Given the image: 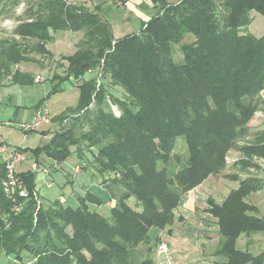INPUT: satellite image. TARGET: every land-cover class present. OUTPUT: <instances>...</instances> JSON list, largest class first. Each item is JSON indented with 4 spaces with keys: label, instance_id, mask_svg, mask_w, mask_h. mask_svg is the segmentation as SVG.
<instances>
[{
    "label": "trees",
    "instance_id": "16d2710c",
    "mask_svg": "<svg viewBox=\"0 0 264 264\" xmlns=\"http://www.w3.org/2000/svg\"><path fill=\"white\" fill-rule=\"evenodd\" d=\"M22 1L28 8L12 36L0 39L2 81L44 82L23 67H43L54 58L50 45L60 35L78 36L75 52L61 55L66 75L54 74L34 111L47 107L67 82L79 90V102L54 117L49 111L45 124L59 129L45 132L50 140L34 150V162L55 170L76 155L74 177L87 170L89 151L93 175H115L113 184L101 183L111 199L118 198L110 217L98 211L104 202L87 187L77 193L76 206L61 199L45 205L38 172L17 170L29 195L19 199L23 208L12 214L11 224L0 228V256L9 264H157L162 239H153L150 230L170 233L185 196L222 173L229 152L238 150L237 172L229 175L238 186L221 202L209 197L205 211L218 227L217 254L228 258L225 264H264V251L255 256L239 247L243 237L249 243L255 235L264 239V215L250 198L264 189V177L257 174L264 129L252 132L250 126L264 110V35L247 30L253 11L264 16V0H150L152 6L140 7L148 21L119 38L111 10L102 3L90 8L68 0H0V17ZM1 99L0 88V104ZM38 129L20 128L22 137ZM179 139L186 154L176 151ZM4 144L27 154L28 148ZM45 159L53 163L43 165ZM5 174L0 153V209L11 206L2 188Z\"/></svg>",
    "mask_w": 264,
    "mask_h": 264
},
{
    "label": "rangeland",
    "instance_id": "374dc122",
    "mask_svg": "<svg viewBox=\"0 0 264 264\" xmlns=\"http://www.w3.org/2000/svg\"><path fill=\"white\" fill-rule=\"evenodd\" d=\"M90 3V6L93 7L95 4H103V8L111 10L110 12V19L112 18L113 27H114V34L116 38L122 37L125 33L136 31L140 28L141 19L145 21L143 17H139L132 12L131 9L141 11L140 8L137 5L136 2L133 0L130 1V7L125 5L118 6L114 1H107V0H87ZM145 2L150 3V0H144ZM170 2H174L177 0H169ZM27 1H22V3L15 8L14 11L8 13L7 15H3L0 17V39L3 38H9L12 36L13 29L18 24V16L23 15L24 11L28 8ZM134 8H133V6ZM131 8V9H130ZM129 9V10H128ZM141 13H143L141 11ZM145 14V13H143ZM146 18V17H145ZM252 21L250 25L248 26L247 30L248 32L254 34L255 36H262L264 35V16L258 12L253 11L251 13ZM149 19V17H148ZM189 38V37H188ZM187 38V39H188ZM78 40V36L74 37L71 33H65L59 36L57 41H55L52 45H50L51 50L53 51L54 58L47 60V62L44 64V66H38L37 64H30L27 67H23V69L35 73V75L40 74L45 78V81L39 84H33L30 85L28 88L29 94L23 97L22 100L19 99V102H16V99L13 100V102L4 101L0 104V124L2 126V129L4 130V136L6 138V141L8 143L12 144H19L22 142L23 147L28 148L27 151V163L25 162L24 167H28L29 160L34 161V150L37 147H41L49 142L50 135L45 134V132H48L51 130H57L59 129V126L57 123H53L51 126L49 124H44L41 126L36 132H33L27 136V138L23 141L22 140V134L19 127V124L21 122L29 121L27 118L28 112H30L35 105L46 97L47 92L51 88V79L54 76V74H59L60 78L65 76V64L62 63L61 55H71L76 50V41ZM50 61V62H49ZM62 64V65H61ZM90 75H96L97 71H94L92 73H88L87 76ZM55 80L54 83H57L60 81ZM7 80V79H6ZM9 80V79H8ZM104 79L102 78V81ZM4 81V80H3ZM0 83L2 84V79H0ZM76 83V82H75ZM70 83H65V90L57 93L56 95H52L45 105H47V108L50 111L51 117L56 116L58 113L65 111L66 109L73 107L79 102V90L76 87H73L72 85H69ZM119 95L122 94V92H118ZM262 95L264 97V91L262 92ZM5 99V98H4ZM7 100V99H5ZM110 102V101H109ZM21 103L22 107L19 109V114H15V104ZM111 103V102H110ZM111 108L113 112L118 116L120 115V110L117 105H113L111 103ZM25 113V114H24ZM10 119L11 121H8ZM5 121V122H4ZM7 122H10L7 124ZM12 125V127H11ZM251 130L252 132L263 130L264 129V110H259L254 115L252 121L250 122ZM178 148L177 152H180L182 154H186V149L183 146V139H179L178 141ZM86 156L89 159V163L87 166V170H80L79 173L75 175L74 170L76 166L80 165V162L78 160V157L76 155H72L69 157L65 162L61 163L59 167L55 170H53L52 167L49 170V173H44L42 170L38 171L37 174V189L40 192L41 199L45 205L51 204L53 201L57 199H61L66 204H70L73 206L78 205V198L77 193L84 192V188H88L92 193L96 194L100 197V199L104 202L103 205L98 207V211L103 214L104 216L110 217L111 214V205L116 204V201L118 197H115L114 199H111V196L108 191H106L104 188V185L101 183L103 181H109V184H113V181L109 180L110 178H115V175H109L106 174L104 177H99L93 175L94 172H96L94 165H93V158L89 151H87ZM240 152L238 150H231L228 154V165L226 169L218 174V175H211L210 178H208L203 185L204 192H199V195H205L202 199L203 202H199V206L202 208L207 207V197L210 195L213 197L216 201L221 202L224 200V198L227 196V194L230 192L231 189L238 186V181L233 180L229 178L230 174L236 173V169L233 168V163L239 158ZM43 165H51L53 162L45 159L42 161ZM262 169L258 171L257 174H259L261 177H264V160H261ZM18 170L21 169V166L17 168ZM72 173V174H71ZM70 174V175H69ZM246 177V173H241L240 177L242 178ZM67 181V182H66ZM92 183V184H91ZM114 190L116 191V194H119L118 189L121 188L119 184H115ZM209 193V194H208ZM115 194V196H116ZM190 193L185 196L184 200L189 198ZM209 196V197H210ZM199 197V196H198ZM251 202L256 204L261 213L264 212V191L255 193L251 197ZM132 204H134V201H131ZM198 205V204H197ZM196 205V206H197ZM181 206L180 209H178ZM176 209V214L180 215L179 212L183 210L182 205H180ZM186 215L188 216L187 223L179 227L178 229H175V234L181 237H186L187 242L181 245H177V250L173 251L170 247L171 243V234L168 231H164L159 233L156 228H152L149 232V235L155 239L160 236L162 239V242L166 243L169 248V257H170V264H203L202 260V253L203 249L198 242L196 235H205V231H203V227H206L207 223L212 225L214 221L207 220L208 214L204 212L203 209L197 210V214L202 216H205L203 219L205 220L203 223L201 222V219L196 216L195 213H193L192 210H186ZM264 215V213H263ZM218 231V230H217ZM261 239L259 241H256L253 243L249 248L247 249L249 252H251L253 255L257 256L261 252L264 251V240L263 237L259 235ZM258 236V237H259ZM214 240L212 241V253H217V249L219 246V237H214ZM183 239H178L180 242ZM182 243V242H181ZM239 247L244 249V244H239ZM207 251L205 252V254ZM157 264H158V257L155 258ZM217 261L220 263L223 261V256H218ZM0 264H9V261L7 260V257L4 255L0 256ZM17 264V263H16ZM163 264H165L163 262ZM167 264V263H166Z\"/></svg>",
    "mask_w": 264,
    "mask_h": 264
},
{
    "label": "crops",
    "instance_id": "0c3cea01",
    "mask_svg": "<svg viewBox=\"0 0 264 264\" xmlns=\"http://www.w3.org/2000/svg\"><path fill=\"white\" fill-rule=\"evenodd\" d=\"M130 1L131 0H127L126 1V6H129L130 7ZM134 2L137 3V5H140L138 6L139 8L142 6L143 3H145L144 0H133ZM68 2H72V3H76V4H85L86 6L90 7V8H94L96 5L98 4H95V6L91 7L90 6V3L87 1V0H68ZM147 4H149L150 6H152V3L150 1V3L146 2ZM133 6V5H132ZM134 8V6H133ZM131 9V8H130ZM129 10V9H128ZM132 12H134L138 18L139 17H143L145 19V21H148V17L146 14H143L141 13V11H138V10H135L134 9H131ZM146 17V18H145ZM142 20V19H141ZM126 34V33H125ZM72 35L74 36V34L72 33ZM61 36V35H60ZM59 38V37H58ZM77 42V41H76ZM51 49V48H50ZM36 84H39V83H36ZM29 86H21L19 84H15V83H12L10 80H4L2 81V84L0 83V88H1V102L3 103L4 101H9V102H13L14 99H16V102H19V99L22 100L23 97H25L26 95L29 94ZM7 100H5V99ZM15 107V111L14 113L15 114H19V109L22 107L21 103H18V104H15L14 105ZM34 109L35 107L30 111L28 112L27 114V118L30 120L33 116V113H34ZM25 114V113H24ZM8 121H11L10 119H8ZM5 122V121H4ZM10 122H7V124H9ZM4 123H2V125L0 124V142H6L7 144H12V143H8L6 141V138L4 136V130L2 129V126H3ZM12 127V125H11ZM23 140V139H22ZM24 141V140H23ZM23 143L21 141V143H19L18 145L21 146V148H26V147H23ZM17 144V143H16ZM28 161V158H26V160L24 162H22L21 164H19L18 167L21 166V169H19L18 171L19 172H23V171H26V170H29L31 169V164L34 162V161H30L29 160V166L28 167H24V164L25 162L27 163ZM210 178V177H209ZM206 181V180H205ZM204 181V182H205ZM204 182L202 184H200L199 186H197L195 189H193L192 191H190V196L189 198L186 200H184L183 204H182V208L183 210L180 213V215L176 214V223L175 225L173 226V230L170 232L171 234V243H170V247L171 249H173V251H176L177 250V245H181V244H184L187 242V239L186 237H181V236H178L175 234V229H178L179 231V227L178 226H181V225H184L187 223V221L189 220L188 219V216L186 215L187 211L186 210H192L193 213L196 214V216H198L200 219H201V222L203 223L205 220L203 219L205 216H200L198 215L196 212L197 210H200V209H203L204 212L206 214H208L205 209L207 208L206 206L202 208L199 206V202H203L202 199H205L204 196L205 195H199V192H204V191H201L203 190V185H204ZM209 194V193H208ZM199 196V197H198ZM210 196V195H209ZM209 196L207 198H209ZM211 197V196H210ZM208 200V199H207ZM198 204V205H197ZM197 205V206H196ZM207 206H208V203H207ZM181 206L178 208L180 209ZM264 213V212H263ZM182 217L181 220H179V218ZM208 221L211 220L210 219V215L208 214L207 218H206ZM214 221V220H212ZM213 223V227L212 225H210L209 223H207L206 227H203V231H205V235H199L197 234L196 235V238L198 240V242L200 243L202 249L204 250L203 253H202V258L200 260H202V263L203 264H225L226 262H228V258L223 256V255H220V254H213L212 253V241L214 240L213 238L214 237H219V243H220V234H219V230H218V227L217 225L215 224V222H212ZM175 227V229H174ZM218 230V231H217ZM259 235H255L254 238H253V242H250L249 243V240L247 237H243L239 240V244L242 243L244 244V249H248L249 246H251L253 243H255L256 241H259L260 236L258 237ZM178 239H183L181 240L180 242L178 241ZM263 239V238H262ZM264 240V239H263ZM182 242V243H181ZM207 251V253L205 254V252ZM156 256L158 257V264H163L164 262V256L159 254L158 251L156 252ZM155 256V258H156ZM218 256H223V261L222 262H218L217 259H218Z\"/></svg>",
    "mask_w": 264,
    "mask_h": 264
},
{
    "label": "built area",
    "instance_id": "2783aa9c",
    "mask_svg": "<svg viewBox=\"0 0 264 264\" xmlns=\"http://www.w3.org/2000/svg\"><path fill=\"white\" fill-rule=\"evenodd\" d=\"M114 1L116 5L123 6L124 0H107ZM44 80L43 76L37 75L36 82H42ZM50 120L49 110L45 106L38 107L32 118L27 122L20 123V128L24 131L36 130L43 124L48 123ZM27 135H23L22 139L25 140ZM19 147H21L19 145ZM0 153L5 154V177L2 180V188L5 197L10 202V209H0V228L2 226H9L11 224L12 214L18 213L22 210L23 204L19 201L20 198H26L29 195L25 182L18 175V166L26 160V155L17 147H9L4 144L0 147ZM261 161V160H260ZM261 163V162H260ZM31 170L38 172L42 170L44 173L49 172V168L40 167L37 162L31 164ZM78 172V168L75 169ZM264 191L261 190V192ZM36 198H39L37 192H35ZM38 204H40V199H38ZM168 245L161 242L158 246V253L164 256V263L170 264Z\"/></svg>",
    "mask_w": 264,
    "mask_h": 264
}]
</instances>
